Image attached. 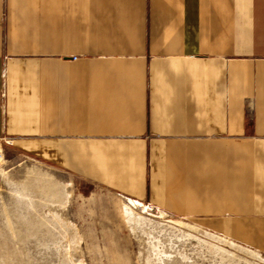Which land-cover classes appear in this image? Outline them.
<instances>
[{"label": "crops", "instance_id": "obj_1", "mask_svg": "<svg viewBox=\"0 0 264 264\" xmlns=\"http://www.w3.org/2000/svg\"><path fill=\"white\" fill-rule=\"evenodd\" d=\"M264 253V0H0V142Z\"/></svg>", "mask_w": 264, "mask_h": 264}, {"label": "rangeland", "instance_id": "obj_2", "mask_svg": "<svg viewBox=\"0 0 264 264\" xmlns=\"http://www.w3.org/2000/svg\"><path fill=\"white\" fill-rule=\"evenodd\" d=\"M0 142V264H264L203 220L77 181Z\"/></svg>", "mask_w": 264, "mask_h": 264}]
</instances>
